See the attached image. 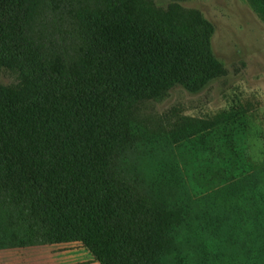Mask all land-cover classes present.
I'll return each mask as SVG.
<instances>
[{
    "label": "trees",
    "instance_id": "obj_1",
    "mask_svg": "<svg viewBox=\"0 0 264 264\" xmlns=\"http://www.w3.org/2000/svg\"><path fill=\"white\" fill-rule=\"evenodd\" d=\"M0 0V229L100 264H161L182 210L130 169L135 105L224 73L213 26L169 0ZM264 13V0H251Z\"/></svg>",
    "mask_w": 264,
    "mask_h": 264
},
{
    "label": "rangeland",
    "instance_id": "obj_2",
    "mask_svg": "<svg viewBox=\"0 0 264 264\" xmlns=\"http://www.w3.org/2000/svg\"><path fill=\"white\" fill-rule=\"evenodd\" d=\"M145 1L160 11L171 3ZM178 6L213 26L224 73L197 92L175 86L131 111L139 137L130 169L183 214L161 264H264V13L251 0ZM0 80L16 75L4 71ZM10 249L18 264H100L81 244L15 246L0 229V251Z\"/></svg>",
    "mask_w": 264,
    "mask_h": 264
},
{
    "label": "crops",
    "instance_id": "obj_3",
    "mask_svg": "<svg viewBox=\"0 0 264 264\" xmlns=\"http://www.w3.org/2000/svg\"><path fill=\"white\" fill-rule=\"evenodd\" d=\"M32 247H34V246H32ZM27 249H32V248H27ZM14 250H16V249H10V250L7 251V253H2V251H4V250H1L0 251V262L1 263L5 262L4 264H7V261L12 260V262L9 263V264H18L19 254H18V257L17 256L15 257L14 254H13V253H15V252H13ZM10 251H12V252H10ZM3 256L8 257V258H5ZM20 259H23V257H20ZM27 259L28 260H26L25 262L21 261V263H19V264H34V261L30 257H27Z\"/></svg>",
    "mask_w": 264,
    "mask_h": 264
}]
</instances>
